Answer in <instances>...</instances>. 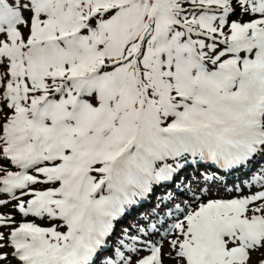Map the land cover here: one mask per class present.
<instances>
[{"label":"snow or ice","instance_id":"6c2138e0","mask_svg":"<svg viewBox=\"0 0 264 264\" xmlns=\"http://www.w3.org/2000/svg\"><path fill=\"white\" fill-rule=\"evenodd\" d=\"M0 264H264V0H0Z\"/></svg>","mask_w":264,"mask_h":264}]
</instances>
